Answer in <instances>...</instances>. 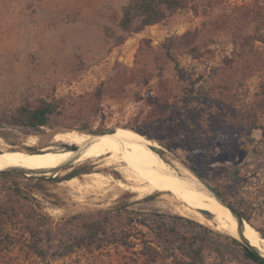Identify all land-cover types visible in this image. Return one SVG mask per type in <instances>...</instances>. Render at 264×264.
Masks as SVG:
<instances>
[{"label":"rangeland","instance_id":"374dc122","mask_svg":"<svg viewBox=\"0 0 264 264\" xmlns=\"http://www.w3.org/2000/svg\"><path fill=\"white\" fill-rule=\"evenodd\" d=\"M184 2L166 23L129 35L119 28L128 0H0V138L30 155L45 154L43 146L78 148L54 141L67 131L124 129L173 141L168 150L151 140L169 164L187 169L264 233V0ZM44 100L64 101L49 126H15ZM230 133L239 142L221 154L217 139ZM35 136L40 147L22 145ZM198 138L209 141L201 144L213 153L208 168L217 169L206 179L189 170L182 146ZM105 166L104 159L72 162L52 176L0 170V264H64L71 259L52 254L70 245L82 257L86 248L111 252L108 261L120 264H256L245 257L243 239L178 213L170 195L120 188L131 183L123 170L132 165ZM235 170L238 178L228 181ZM96 173L107 177L102 185L90 176ZM158 215L165 224H155ZM38 231L48 235L35 238ZM127 231L133 237L121 246L115 236ZM90 233L92 244L73 245L70 236ZM151 247L176 256L148 257Z\"/></svg>","mask_w":264,"mask_h":264},{"label":"bare ground","instance_id":"6f19581e","mask_svg":"<svg viewBox=\"0 0 264 264\" xmlns=\"http://www.w3.org/2000/svg\"><path fill=\"white\" fill-rule=\"evenodd\" d=\"M54 141L78 146V148L74 151L73 149L58 150V147L52 145L43 146L44 148L40 151L45 154L30 155L26 149H22L20 146H11L0 138V151H2L0 153V170L37 169L52 176L61 167L72 162L74 164L88 161L98 163L104 159L106 168L114 163L132 165L126 171L123 170L126 179L131 183L127 185L119 182L120 188L131 190L140 196H152L157 192L168 194L178 213L192 215L200 222H206L232 237L244 238L248 244L259 249L264 255V239L261 238L260 233L246 223L239 224L231 210L212 197L205 189L204 182L203 185L187 169L179 167V165L172 166L163 159L156 150L160 146L149 138L129 130L119 129L116 133L106 136L78 131L61 132L54 136ZM22 145L40 147L37 136L30 138ZM37 162L43 163L36 167ZM90 176L99 181L101 185L107 179L100 173ZM75 181L77 178L73 177L70 182ZM206 213L210 214V217H207Z\"/></svg>","mask_w":264,"mask_h":264},{"label":"trees","instance_id":"16d2710c","mask_svg":"<svg viewBox=\"0 0 264 264\" xmlns=\"http://www.w3.org/2000/svg\"><path fill=\"white\" fill-rule=\"evenodd\" d=\"M129 3L127 6L123 8L122 18L119 22V28L127 34H137L144 31L147 27L156 26L159 24L166 23L173 15H175L178 11L183 10L186 8V4L184 0H128ZM105 34L108 38L114 40L118 44H124L125 38L122 36H118L116 32L110 28L105 29ZM64 104V101H41L37 105L31 108H26L23 111V118L20 121L19 125H15L18 127L26 128L28 130L38 132L42 127H47L50 125V122L52 118L60 112L62 105ZM187 126H191V123H186ZM141 133L142 135L147 136L150 140L158 142L162 147L172 150L174 146L173 141H163L160 138L153 137L151 135L145 134L141 131H136ZM233 132H236V130H233ZM110 135V134H106ZM103 134L102 136H106ZM193 137V135H192ZM219 153H224L223 147L230 144H237L239 142V138L235 133H230L228 135H222L219 137ZM189 139L182 141V146L184 147L185 153H186V159H187V166L191 172H193L196 176H198L200 179H206L209 178L210 173L216 171L217 169H209L208 163L211 161L213 157L212 150L206 151L203 147L204 142H209L206 139L198 138L195 140V142H192ZM217 142L216 140L213 141V144ZM202 143V144H201ZM212 144V143H210ZM70 148V147H69ZM71 149H75V147H71ZM158 153L163 157L164 151H158ZM80 174V171H75L72 174L68 175L66 178H73ZM239 171H231L229 173V179L228 181L232 180L233 178H238ZM222 182L218 183V185H221ZM224 200V199H223ZM225 201V200H224ZM234 211H236L240 216L245 218L247 221H250L247 219L242 213L238 211V209L232 204L228 203V201H225ZM159 220H154L155 224H165V216L158 215L157 216ZM182 220V219H181ZM141 225H144V223H141ZM263 235L264 233L260 231ZM48 233H44L42 231H38L34 233L35 238H39L40 240L43 239L45 236H47ZM116 240H121L119 242L121 246H128L127 240L133 237V234L131 231L125 232L122 236L117 237ZM70 238L74 239L73 245H84L85 243H88V245L92 244L93 240L95 239V234L90 233L89 235H80V236H74ZM72 246V245H70ZM69 248L65 249L61 252H55L52 254V256H57L61 259H71L70 262H66L64 264H120L116 261L109 262L107 259V256L113 257V254L111 252H100L97 250H90L87 249L83 252V257L78 256V252L71 250ZM36 256L40 258L41 260H45L48 257V254L45 251H35ZM122 254L121 252H119ZM144 254V253H142ZM148 257H155L156 259H174L169 253H163L158 248L153 249L152 247L148 250L147 253H145ZM166 254V257L164 256ZM244 255L249 260L255 262L256 264H264V260L252 249L249 247H244ZM76 256V259H72ZM123 257V256H122ZM86 259L87 262H84L82 259ZM194 262H196V257H194ZM201 262L203 263V259H201ZM44 264H53L52 262H44ZM151 264H158L157 261H152ZM194 264V263H193Z\"/></svg>","mask_w":264,"mask_h":264},{"label":"water","instance_id":"95a60500","mask_svg":"<svg viewBox=\"0 0 264 264\" xmlns=\"http://www.w3.org/2000/svg\"><path fill=\"white\" fill-rule=\"evenodd\" d=\"M75 151V150H74ZM31 152V151H30ZM205 189L208 191V193L212 196V197H215L220 203H222V204H224V205H226L230 210H231V212H232V214H233V216L235 217V218H237V220H238V222H239V224H242V223H245V222H247L242 216H240V214H238L236 211H234L227 203H225V201L219 196V194L216 192V191H214V190H212V189H209L208 187H205ZM259 232V231H258ZM260 233V232H259ZM260 236H261V238H263L264 239V236H262V234L260 233ZM241 239H243L245 242H246V240L244 239V238H241ZM247 243V242H246ZM248 244V243H247ZM248 247L250 248V249H252L253 251H255L263 260H264V255L259 251V249H257L256 247H254V246H252V245H250V244H248Z\"/></svg>","mask_w":264,"mask_h":264},{"label":"flooded vegetation","instance_id":"af4514ba","mask_svg":"<svg viewBox=\"0 0 264 264\" xmlns=\"http://www.w3.org/2000/svg\"><path fill=\"white\" fill-rule=\"evenodd\" d=\"M77 149V147H75V149L74 150H76ZM32 151V150H31Z\"/></svg>","mask_w":264,"mask_h":264}]
</instances>
